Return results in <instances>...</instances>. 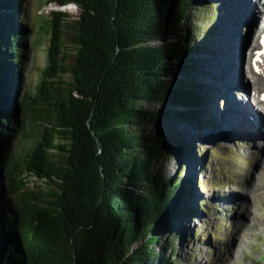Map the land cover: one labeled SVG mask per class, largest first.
Masks as SVG:
<instances>
[{
	"label": "trees",
	"instance_id": "obj_1",
	"mask_svg": "<svg viewBox=\"0 0 264 264\" xmlns=\"http://www.w3.org/2000/svg\"><path fill=\"white\" fill-rule=\"evenodd\" d=\"M44 1L77 2L80 13L51 12L46 63L31 84L26 1L0 0V264L173 262L167 247L204 241L185 223L204 212L198 179L181 178L195 145L179 143L183 160L167 179L151 165L169 138L132 126L175 113L217 127L221 53L210 79L200 58L216 25L198 24L199 0ZM177 221L161 244L157 232Z\"/></svg>",
	"mask_w": 264,
	"mask_h": 264
},
{
	"label": "rangeland",
	"instance_id": "obj_2",
	"mask_svg": "<svg viewBox=\"0 0 264 264\" xmlns=\"http://www.w3.org/2000/svg\"><path fill=\"white\" fill-rule=\"evenodd\" d=\"M25 1V9L36 30V33L31 37L32 49L28 59L31 84H34L37 78L35 65L42 67L47 59L50 29L46 22L49 15L52 11H65L71 19H75L78 17V10L74 5L67 8V5L45 3L44 0ZM199 1L203 9L197 15L198 24L204 25V27L209 26L210 29L216 25L218 33L212 35L207 43L211 48L214 44L212 53L200 54L203 67H208L210 72L206 76L207 79L211 78L209 75L213 71V66L211 67L213 53L217 50L221 53L215 67V69L219 67L217 72H219L220 81L218 78L215 81L219 84H217L218 89L213 92L211 101V108H214L216 115L217 128H212V120H210L211 125L203 127L185 121L183 118L177 117L175 113L171 116L172 118H168L167 122L156 125L142 121L134 124L132 128L146 133L153 130L156 134H164L169 138L168 146L158 145L160 150L166 153L155 155L151 165L153 173H161L167 179L176 180L181 166L183 156L178 152L179 143L186 141L193 142L195 145L194 154L190 157L191 159H187L185 172L181 174V178L189 175L198 179L199 185H196L194 190L196 201L193 202L200 203L204 212L185 223L190 230H199V238H203L204 241L202 242L200 239L198 241L179 240L176 246L177 252L174 254L172 249L167 247L165 249L166 256L170 258L173 255L174 259L173 262L167 264H256L255 261L264 256V152H261L262 144H264V114L261 112L262 107L254 105L252 100L250 102L248 100L249 109L252 112L262 113L263 122L262 124L258 122L260 123L258 127L253 123L258 120L257 115L255 118L249 114L251 123L234 119L231 121V128L222 123L224 130L221 128L220 118V116L222 117L221 110L229 104L233 93L236 95L234 98L246 103V99H248L246 94H249V89L251 91L254 87V81H249V78L246 80L242 75L243 50L240 60H238L240 81L229 90L222 87L226 78L225 66L228 62V59L226 61L224 59L229 52L228 45L224 43L227 33L226 26L229 20L235 22L236 17L232 6L240 4L241 0ZM198 5L200 6L197 3ZM252 26L253 24L249 27L250 30H252ZM259 90L263 91L264 86ZM151 106L153 105L150 104V108ZM256 109H261V111ZM213 126L215 127L214 124ZM250 126L255 129L252 130ZM200 136L201 138H199ZM16 147H19L18 144ZM203 148L205 151L200 157L198 154L202 152ZM178 225V221L173 222L171 227H165L157 232L161 238V244L166 239L167 230L168 232H180ZM160 247L161 245L158 246V248ZM262 264H264V259Z\"/></svg>",
	"mask_w": 264,
	"mask_h": 264
},
{
	"label": "bare ground",
	"instance_id": "obj_3",
	"mask_svg": "<svg viewBox=\"0 0 264 264\" xmlns=\"http://www.w3.org/2000/svg\"><path fill=\"white\" fill-rule=\"evenodd\" d=\"M259 3H260V0H241L240 4H234L232 6L234 8V15L236 17V20H235V22H233L232 20H229V22H227V26H226L227 33L224 37V43H226L228 45L229 52H227L225 59H224L225 61L228 59V62L226 65L227 66L226 73H224L225 71L223 72L225 74L226 78L223 81L222 87H226L229 90L233 86H235L234 84H236L240 81L239 77H238L239 76L238 75V73H239V67H238L239 61L238 60H240L241 52L243 50L244 57H242L241 60L242 61H243V59L250 60L251 71L253 72L252 69L254 67V64L257 65L261 69V72L256 73L255 76L250 75L249 72L247 74H245V72H243V71H242V73H243L242 75H244V76L247 75L248 78H250V77L253 78V81H254L253 86L254 87L252 88L251 91L249 89V94L251 95L252 103L254 105L262 107V111L261 110L260 111L264 114V106H263L264 98L261 97L264 94V90L263 91L259 90L260 87L264 86V56L260 58L261 64L253 63L252 62V52L248 51L249 50L248 43L250 41V35H251V33L252 34L255 33V29L252 28V30H250L249 27L252 24L254 25V21H255L254 18H257L256 16L258 13H257L256 9L258 10ZM258 18H259V16H258ZM224 74H223V76H224ZM226 81H228V82L226 83ZM243 84L245 86V83H243ZM255 85H256V87H255ZM223 92H224V90H223ZM231 96H232V99L228 104L229 106L227 105V106H225V108H223V110H221V115H222V117L220 116L221 128H222V123L226 124L224 126H226V127L229 126V128H231L230 124L232 123L231 121L234 119L237 121H240V122L242 120V121H248V123H251L250 119H249V114H252V116H254V117L257 115L258 120H255L253 122L254 124H257L256 125L257 127L259 126L260 123L262 124L263 118H262L261 112H260L261 114L258 112H255V113L252 112L249 109L250 103H248V101H246V103H244V101H240V99L234 98V97H236V95H234V93ZM249 102H250V100H249ZM256 110L258 111L259 109H256ZM216 111L218 113V110H216ZM258 122H260V123H258ZM250 128H252V130L255 129V127H252V126H250ZM262 151L264 152V144H262L261 152ZM263 162H264V158H263Z\"/></svg>",
	"mask_w": 264,
	"mask_h": 264
},
{
	"label": "water",
	"instance_id": "obj_4",
	"mask_svg": "<svg viewBox=\"0 0 264 264\" xmlns=\"http://www.w3.org/2000/svg\"><path fill=\"white\" fill-rule=\"evenodd\" d=\"M59 5V4H58ZM72 6V5H74L76 8H77V10H78V16H79V13H80V6H79V4L77 3V2H70V3H67V4H65V5H60V6Z\"/></svg>",
	"mask_w": 264,
	"mask_h": 264
}]
</instances>
